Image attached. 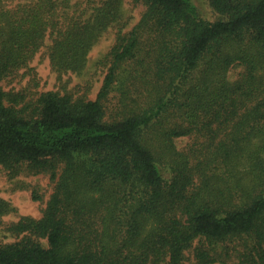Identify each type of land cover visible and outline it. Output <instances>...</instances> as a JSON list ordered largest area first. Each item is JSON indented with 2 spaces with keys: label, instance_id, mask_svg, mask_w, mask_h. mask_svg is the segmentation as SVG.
Returning a JSON list of instances; mask_svg holds the SVG:
<instances>
[{
  "label": "trees",
  "instance_id": "1",
  "mask_svg": "<svg viewBox=\"0 0 264 264\" xmlns=\"http://www.w3.org/2000/svg\"><path fill=\"white\" fill-rule=\"evenodd\" d=\"M89 1L0 0V165L56 182L40 218L3 228L0 264H264V0H210L214 21L131 0L146 9L95 99L5 90L47 37L56 71L84 69L124 0Z\"/></svg>",
  "mask_w": 264,
  "mask_h": 264
},
{
  "label": "rangeland",
  "instance_id": "2",
  "mask_svg": "<svg viewBox=\"0 0 264 264\" xmlns=\"http://www.w3.org/2000/svg\"><path fill=\"white\" fill-rule=\"evenodd\" d=\"M72 5L78 4L83 17L90 15L94 2L89 0H71ZM202 16L214 21L218 15L210 6V0H195ZM146 7L142 3H134L131 0H124L122 15L118 22L113 23L104 31H100L95 37L87 56V63L82 71L68 70L56 71L49 55L51 39L46 38L45 44L39 49L30 62L34 77L28 70L21 69L15 79L2 82L5 90L15 91L26 89L29 97H38L47 91L69 93L75 98L86 97L95 99L103 79L107 73L105 58L112 48L118 43L119 34H128L140 21ZM241 68L237 67L230 71V79L237 78ZM190 143L189 138L177 140V147L182 149ZM55 180L50 173H29L23 172L11 178L7 171L0 165V198L9 203L13 210L2 218L0 223V244L9 243L15 240V236L3 231L6 225L18 221L23 216L40 218L48 200L50 199ZM185 264H198L188 253V260ZM221 264V263H215Z\"/></svg>",
  "mask_w": 264,
  "mask_h": 264
}]
</instances>
